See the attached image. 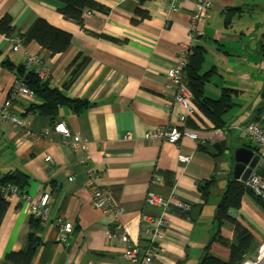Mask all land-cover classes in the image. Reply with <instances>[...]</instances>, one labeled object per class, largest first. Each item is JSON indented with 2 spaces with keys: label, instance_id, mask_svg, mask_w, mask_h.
Here are the masks:
<instances>
[{
  "label": "crops",
  "instance_id": "1",
  "mask_svg": "<svg viewBox=\"0 0 264 264\" xmlns=\"http://www.w3.org/2000/svg\"><path fill=\"white\" fill-rule=\"evenodd\" d=\"M97 1L107 12H85L80 26L63 17L59 9L64 4L57 0H0V19L10 15L13 25L22 32L35 18L43 17L72 35L68 51L51 55L33 41L14 51L12 40L0 34V104L18 78L4 62L25 66L27 52L42 56L51 69V86L59 89L70 78L77 55L81 57L76 64L86 57L88 62L66 93L92 104L80 114L62 107L51 120L28 112L30 104L39 101L24 96L13 105L23 126L0 119V172L17 170L27 175L24 190L35 201L49 194V218L41 220L38 227L31 226L30 202L20 196L8 200L0 225V264H12L5 259L6 254L24 248L32 228L37 240L32 264H131L123 257L125 245L117 238H108L106 232L120 224L145 248L150 238L146 228L154 227V218L162 213L161 208L146 204L148 190L164 196L173 194L192 204L189 212L175 208L165 212L168 238L156 243L160 249L151 264H185L197 256L200 264L209 252L204 248L207 244L215 255L210 254L228 260L234 225L224 222L218 233L215 213L233 179L232 162L214 144L227 139L233 147H250L242 129L228 127H242L251 121L264 125V59L252 58L254 40L260 37L264 25L255 27L252 34L256 21L248 12L253 9L261 18L264 0H212L204 34L193 41L189 39L194 9L191 1L180 2L177 11L170 10L164 0ZM231 6L242 7L243 11L235 10L227 16L224 10ZM193 46L205 49L202 72L215 69L208 81L213 83L212 89L204 88L205 95L218 99L224 88L238 91L225 115L224 128H216L197 108L188 115L187 121L190 118L193 123L187 126L198 132V139L184 137L176 144L146 140L148 129L176 124L184 112L182 106L173 104L177 91L167 82L166 74L181 53ZM59 122L87 138L88 149L72 152L63 135L53 130ZM26 129L50 132L40 138L26 137ZM180 154L189 155L190 161L182 164ZM261 169L263 160L254 171ZM90 172L97 174L123 208L116 220L94 207L88 188ZM211 178L215 181L205 200L200 183ZM139 214L149 218L139 220ZM229 214L253 234L254 249L245 258L253 256L264 240V210L252 195L245 194L241 206L231 208ZM58 215L74 226L66 243L59 241L53 225ZM216 241L227 246L213 244Z\"/></svg>",
  "mask_w": 264,
  "mask_h": 264
},
{
  "label": "trees",
  "instance_id": "2",
  "mask_svg": "<svg viewBox=\"0 0 264 264\" xmlns=\"http://www.w3.org/2000/svg\"><path fill=\"white\" fill-rule=\"evenodd\" d=\"M64 4L59 12L64 18L74 21L80 26L84 23V14L87 11H104L107 10L97 0H57ZM243 11L242 7H228L224 10L227 16H232L233 11ZM141 13L138 10V13ZM248 12L251 16H255V21L252 24V34L256 31L255 27H262L264 25V12L261 18H257V13L250 9ZM227 19L226 21H228ZM227 23H230L228 21ZM0 34L12 39L15 36L21 37L23 44L27 45L30 42H36L45 48L51 55H56L68 51L71 46L72 35L70 32L51 24L43 17H37L31 23V25L25 30L21 31L13 25V20L10 15H4L0 19ZM255 48L252 49L253 59H264V27L260 37H256ZM81 57L78 54L76 59L72 62V72L68 81L64 84L62 89L52 87L50 80H42L39 78L36 72L27 71L24 65H15L12 62H4V64L12 69L18 79H23L28 87L33 91L35 99L38 103H31L27 108L28 112L33 114H39L49 117L54 120L62 107L70 108L74 113L80 114L84 112L92 104L87 99L70 98L66 90L69 85L80 74L88 59L83 57L82 60L76 64V60ZM205 61V49L201 46H193L188 55V64L185 68V79L188 87L190 88L194 102L197 108L207 116L215 125L216 128L223 129L225 125V115L233 107V97L238 92L224 88L222 94L218 99H211L205 95L204 88L209 81L210 76L215 71L211 69L207 72H202V67ZM193 121L189 118L186 120V125L191 124ZM251 147V146H250ZM264 178V169L257 171ZM28 176L18 172L17 170L8 171L6 173L0 172V225L4 215L9 206L3 188L7 184L15 185L21 192H25L24 188L28 184ZM215 179L211 178L200 183V191L202 197L207 200L212 189V185ZM245 194H250L254 197L257 204L264 210V199L256 196L252 191L246 188L245 182L231 179L227 188L223 192L221 199L216 207L215 221L218 228V233L224 222H231L234 225V238L229 242L230 257L228 260H223L217 256L206 252L200 260V264H242L245 256L248 255L254 249V236L253 234L243 226L240 221L236 220L229 214L231 208L238 209L241 206L242 197ZM31 226L38 225L41 219L32 215ZM219 240L225 241L224 238L217 235ZM36 233L32 228L28 233L26 246L18 251H11L6 254L5 259L12 264H32L36 253ZM205 248L208 250L209 245Z\"/></svg>",
  "mask_w": 264,
  "mask_h": 264
},
{
  "label": "built area",
  "instance_id": "3",
  "mask_svg": "<svg viewBox=\"0 0 264 264\" xmlns=\"http://www.w3.org/2000/svg\"><path fill=\"white\" fill-rule=\"evenodd\" d=\"M164 1L168 3V8L172 11H177L179 3L182 1L193 2L194 9L190 15L189 39L193 41L195 38L204 34L208 12L213 6L212 0ZM90 13V11H87V14ZM11 40L13 44L12 49L14 51L18 50L23 45V41L19 36H15ZM189 51L190 49L186 48L166 74L167 82L170 83L171 86H175L177 91L173 104L182 106L184 112L180 113L176 124L157 126L148 129L144 134L146 140H166L176 144L184 137L191 139L199 138L198 132L186 125L188 115L194 114L197 110L193 94L185 80V68L188 64ZM25 68L27 71H33L35 69L37 75L42 80H50L51 78L50 67L42 56L36 52H27ZM24 96L35 99L33 91L24 80L17 78L8 93L7 99L3 104H0V119L23 126L24 122L14 114L13 105L16 100ZM234 128L242 129L249 140V145L260 154L261 160L264 161V125L258 121H251L242 127L236 125L228 127L229 130ZM53 130L63 135L66 144L72 152H82L88 149V139L82 137L80 134L72 133L65 122L55 124ZM49 132L50 129L46 130L44 133H34L30 129H26L25 136H37L40 138V136ZM178 160L182 164H187L190 161V156L180 154ZM156 179L161 180L162 178L156 176ZM243 182H245L247 189L252 191L256 196L264 199V178L257 171H253L248 179ZM88 188L91 192L92 202L95 208L111 217L112 220H116L118 216L123 213V208L116 203L110 190L102 185L95 172L89 173ZM3 192L7 200H12L15 196H20L22 199L30 202V210L35 217L41 220H47L49 218L46 208L49 194H44L35 201L32 194L21 192L18 187L12 184H7L3 188ZM145 202L149 206L162 209L161 215L154 218V227L146 228V232L149 233L150 238L145 248H143L137 240L131 239L127 229L120 224L115 225L114 230L108 229L106 232L108 238H117L119 242L125 245L123 257L131 264H151L153 262L160 249L157 247L156 243L166 242L168 238L167 232L169 224L165 216V212L168 211V209L175 208L183 212H189L192 209V204L175 197L173 194L164 196L152 190L147 191ZM138 217L139 220H147L149 218V216L144 214H139ZM52 221L57 231L59 241L66 243L70 232L73 230V223L65 220L61 215L55 216ZM242 264H264V240L259 244L255 254L250 257L247 256Z\"/></svg>",
  "mask_w": 264,
  "mask_h": 264
},
{
  "label": "water",
  "instance_id": "4",
  "mask_svg": "<svg viewBox=\"0 0 264 264\" xmlns=\"http://www.w3.org/2000/svg\"><path fill=\"white\" fill-rule=\"evenodd\" d=\"M264 96V93H262ZM227 139L214 144L216 150L228 156L232 162L233 179L246 181L252 172L258 168L261 161L260 154L252 147H233Z\"/></svg>",
  "mask_w": 264,
  "mask_h": 264
},
{
  "label": "rangeland",
  "instance_id": "5",
  "mask_svg": "<svg viewBox=\"0 0 264 264\" xmlns=\"http://www.w3.org/2000/svg\"><path fill=\"white\" fill-rule=\"evenodd\" d=\"M213 57V55L212 54H210L209 55V58H212ZM212 85H213V83L212 82H207L206 83V86H205V89L206 88H210V89H212ZM214 200V199H213ZM206 217V216H205ZM210 217V216H209ZM207 243H209V242H207ZM215 243H217V244H219V245H221V246H227V244L226 243H223V242H220V241H216V242H214L213 244H215ZM205 248V247H204ZM208 251L209 252H211L212 254H214V250H213V247L211 248H209L208 249ZM200 255V254H199ZM215 255V254H214ZM199 257L200 256H197L196 258H193V259H191L190 261L189 260H187V261H185V264H197L198 263V259H199Z\"/></svg>",
  "mask_w": 264,
  "mask_h": 264
}]
</instances>
